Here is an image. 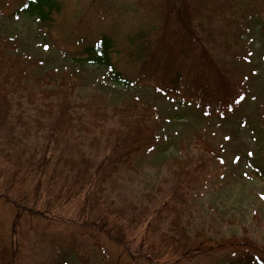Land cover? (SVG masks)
I'll return each instance as SVG.
<instances>
[{
	"label": "trees",
	"instance_id": "1",
	"mask_svg": "<svg viewBox=\"0 0 264 264\" xmlns=\"http://www.w3.org/2000/svg\"><path fill=\"white\" fill-rule=\"evenodd\" d=\"M66 1L24 0L11 17L32 21L35 30L47 36ZM235 1L242 8L233 6L232 0L134 2V9L129 10L136 12L142 8L150 13L145 23L140 20L134 28L132 34L136 32V35H129L132 42H138L137 57L143 63L137 84L156 79L162 90L178 95L184 88L185 77L186 90H191L207 117L217 115L223 120L225 110L231 109L234 113L243 100L241 83L234 75L220 69V60L224 55H231L230 35L222 32L220 24L233 28L238 23L236 18L244 17L240 12L246 11L250 20L263 21L264 39V0ZM159 8L162 14L156 13ZM102 9L111 12L106 6ZM243 34L241 30L234 34L235 45ZM18 35H0V166L11 169L15 180L29 184L36 198L45 183L49 190L56 191L70 184L77 192L80 191L78 187L82 190L95 188V199L106 203L110 215L121 220L123 227L158 238L159 246L188 255L190 261L215 264L225 248L235 257L241 255L237 250L244 242L239 245L238 241H233L235 236L232 239L213 238L212 225L215 223L207 225L212 232L193 226L195 208L191 203L189 208V195L209 180L207 174L213 158H219L214 148L197 150L193 157L183 161L175 160L161 186L144 195L139 204L133 203L129 193L119 184L122 171L135 170L138 159L159 145L160 128L153 122L155 113L148 107L140 108L137 101L121 103L109 110L104 104L73 100L78 83L70 72L76 68L105 66L111 69L105 76L112 84L122 88L130 86L131 82L113 66L115 43L111 37L104 35L81 55L65 60V70L56 78L59 68L45 70L49 62L34 61L21 52ZM252 127L253 138L259 141L260 134ZM166 151L162 150V154ZM251 163L257 168L255 161ZM7 185L8 182H1L3 189ZM79 215L83 220H79ZM99 216L102 217L101 226L110 235L128 237L118 222L110 227L108 222L105 224L104 216ZM87 217L78 214L70 218L83 223L90 231L93 224ZM2 243L0 241V264H14L16 250L3 251ZM124 245L129 247L128 243ZM74 247L80 251L78 245ZM102 259L106 258L102 256Z\"/></svg>",
	"mask_w": 264,
	"mask_h": 264
},
{
	"label": "rangeland",
	"instance_id": "2",
	"mask_svg": "<svg viewBox=\"0 0 264 264\" xmlns=\"http://www.w3.org/2000/svg\"><path fill=\"white\" fill-rule=\"evenodd\" d=\"M23 1L0 0V35L19 34L21 52L34 61L49 62L45 70L60 69L56 78L62 76L65 60L81 55L102 35L114 41L113 66L131 81L130 86L122 88L112 84L105 76L111 69L105 66L76 68L70 72L78 83L73 97L75 102L104 104L110 110L121 103L137 101L145 106L140 108L148 107L155 113L153 122L160 128L159 145L138 159L135 170L126 169L119 174V184L129 193L131 201L139 204L144 195L158 189L175 160L183 161L193 157L197 150L214 148L219 158H213L207 174L209 180L204 187L197 186L189 195V208L190 203L195 208L193 226L212 232L207 225L215 223L212 225L213 238L232 239L235 236L233 241H238L239 245L244 242L237 250L241 255L235 257L225 248L215 264L264 261V174L259 175V172L264 173L263 21L250 20V15L242 10L240 14L244 17H237L238 23L233 28L220 24L222 32L227 31L230 35L231 55H224L219 66L239 80L243 96L234 113L230 112L231 109L225 110L222 120L217 115L207 117L191 90H186L185 77L180 93L168 97L157 92L155 79L137 84L143 63L137 57L139 44L132 42L129 35L138 22L148 20L150 14L142 8L136 12L129 10L134 9L132 4L137 0H103L109 3L110 17H102L99 10L105 3H97L99 0H67L62 13L56 16L51 37L36 31L32 21L13 20L11 14L21 7ZM232 5L242 8L235 0ZM156 13L162 14L163 11L159 8ZM240 30L244 35L235 45L234 34ZM251 125L260 134L259 141L253 138L255 133L252 134ZM162 150L167 151L162 154ZM175 155L181 158L177 159ZM1 182H8L5 189ZM78 189L79 193L70 184L63 186L61 191L49 190L45 183L36 198L29 184L15 180L11 169L0 166L1 249H16L14 264H55L61 250L56 264H204L202 260L190 261L188 255L159 246L158 238L147 237L143 231L123 227L121 220L110 215L106 203L95 199V188ZM78 214L88 216L87 221L93 224L92 230L88 231L83 223L70 218ZM99 215L104 216L105 224L108 222L110 227L118 222L128 237L115 234L112 237L101 226L103 222ZM79 220H83V216L79 215ZM74 245H78L80 251ZM96 245L102 250L98 251ZM141 250L142 254L136 253ZM93 253L94 256H90Z\"/></svg>",
	"mask_w": 264,
	"mask_h": 264
}]
</instances>
